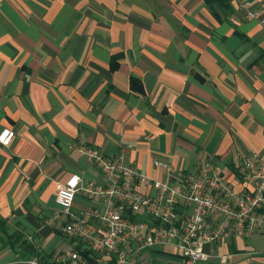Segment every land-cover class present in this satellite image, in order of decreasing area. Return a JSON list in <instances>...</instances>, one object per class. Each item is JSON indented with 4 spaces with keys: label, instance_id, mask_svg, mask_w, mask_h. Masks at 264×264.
Listing matches in <instances>:
<instances>
[{
    "label": "crops",
    "instance_id": "1",
    "mask_svg": "<svg viewBox=\"0 0 264 264\" xmlns=\"http://www.w3.org/2000/svg\"><path fill=\"white\" fill-rule=\"evenodd\" d=\"M0 0V215L42 256L80 245L57 232L58 188L102 184L76 147L119 156L160 181L211 165L241 189L244 157L264 155V0ZM113 66H117L112 70ZM138 80L143 93L131 87ZM103 208L78 194L72 211ZM208 264H264V234L205 246ZM146 250L138 264H185ZM0 243V264H30ZM40 259V258H39ZM202 264V263H200Z\"/></svg>",
    "mask_w": 264,
    "mask_h": 264
},
{
    "label": "built area",
    "instance_id": "2",
    "mask_svg": "<svg viewBox=\"0 0 264 264\" xmlns=\"http://www.w3.org/2000/svg\"><path fill=\"white\" fill-rule=\"evenodd\" d=\"M264 24L258 13H250ZM15 132H0V144L10 146ZM97 165L102 184H82L73 175L56 193L59 209L49 218L62 235L83 245L89 258L75 248L58 264H138L146 250L172 248L185 264H208L215 257L208 244L229 238L264 234V155L252 151L239 169L240 190L211 165L195 172H176L167 162L154 161L171 179L160 181L119 156H106L95 147H76ZM82 193L103 208L76 214L75 199ZM30 264H41L33 259Z\"/></svg>",
    "mask_w": 264,
    "mask_h": 264
},
{
    "label": "trees",
    "instance_id": "3",
    "mask_svg": "<svg viewBox=\"0 0 264 264\" xmlns=\"http://www.w3.org/2000/svg\"><path fill=\"white\" fill-rule=\"evenodd\" d=\"M213 1L220 2L226 8L227 11H230L231 8L228 6V3L230 2V0H210L211 3ZM116 68H117V66H113L112 70H115ZM131 87L135 91L137 90L139 93H143L142 84L134 78L131 79ZM10 229L11 228L9 226L8 220L3 219L0 215V243L3 244V246H7L10 249L16 250L17 246L21 245L26 250V253L23 254L24 259L29 260V259L33 258L34 254H36L38 257V261L41 264H58L57 261H54L53 263H48V261L51 259V257L42 256L40 253L37 252V250L33 244L28 243V240L24 234H22L20 232L19 233L11 232ZM6 238H7V240H6ZM83 248L84 247L82 244L77 245L75 247V249L83 257L89 258L88 251L83 250Z\"/></svg>",
    "mask_w": 264,
    "mask_h": 264
},
{
    "label": "rangeland",
    "instance_id": "4",
    "mask_svg": "<svg viewBox=\"0 0 264 264\" xmlns=\"http://www.w3.org/2000/svg\"><path fill=\"white\" fill-rule=\"evenodd\" d=\"M6 240H7V238H6Z\"/></svg>",
    "mask_w": 264,
    "mask_h": 264
}]
</instances>
